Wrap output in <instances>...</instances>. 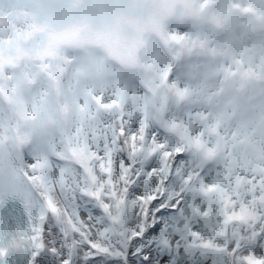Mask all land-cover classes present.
Here are the masks:
<instances>
[{
  "label": "snow or ice",
  "instance_id": "snow-or-ice-1",
  "mask_svg": "<svg viewBox=\"0 0 264 264\" xmlns=\"http://www.w3.org/2000/svg\"><path fill=\"white\" fill-rule=\"evenodd\" d=\"M0 264H264V0H0Z\"/></svg>",
  "mask_w": 264,
  "mask_h": 264
}]
</instances>
